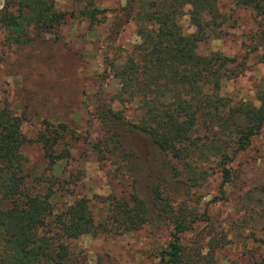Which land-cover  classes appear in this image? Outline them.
Listing matches in <instances>:
<instances>
[{"label":"rangeland","instance_id":"rangeland-1","mask_svg":"<svg viewBox=\"0 0 264 264\" xmlns=\"http://www.w3.org/2000/svg\"><path fill=\"white\" fill-rule=\"evenodd\" d=\"M137 1L54 0L55 9L66 13L64 22L55 32L27 29L25 42H10L0 26V108L21 117L20 130L29 139L20 148L27 186L38 192L50 190L54 212L83 197L98 219L105 208L101 197L127 198L134 191L153 214L152 220L133 230L67 239L69 264H161L158 251L170 239L172 224L151 204L156 173L148 154H153L151 146L126 131L130 126L125 122L138 119L137 104L117 98L119 84L110 68L121 64L139 41ZM5 3L0 0V10ZM91 8L96 10L89 20L81 10ZM217 9L223 22L207 32L196 51L218 52L238 65L239 72L223 79L219 87L227 106L257 105L256 94H264V20L233 0H218ZM188 10L185 5L177 16L183 33L194 30ZM46 122L66 126L54 151L64 148L69 153L51 168L34 140ZM112 131L131 155L106 150L102 137ZM227 155L224 182L219 166L211 161L201 173L178 166L179 176L169 185L160 184L162 193L175 214L182 206L185 212L202 215L203 220L180 234L187 251L209 253L214 264H264L258 242L264 214V121L244 150Z\"/></svg>","mask_w":264,"mask_h":264},{"label":"trees","instance_id":"trees-1","mask_svg":"<svg viewBox=\"0 0 264 264\" xmlns=\"http://www.w3.org/2000/svg\"><path fill=\"white\" fill-rule=\"evenodd\" d=\"M137 2L134 19L139 41L121 64H111L110 68L119 84L117 98L135 102L139 110L136 122H125L130 126L126 131L145 139L154 154L147 151L153 156L156 172L151 204L172 224L170 239L158 251V259L161 264H214L211 254L187 251L180 243V234L203 220L202 215L193 210L185 212L182 206L175 214L160 184H171V179L180 174L178 166L189 172L198 168L201 173L202 166L210 161L219 166L224 182L228 176L224 167L227 154L244 150L262 126L264 94H256L257 105L242 102L227 106L219 87L223 79L239 72L238 65L218 52L201 55L196 51L207 32L217 30L223 22L218 0ZM233 3L249 8L264 20V0ZM185 5H189L188 17L194 28L188 33H183L177 23ZM95 10L81 13L91 20ZM65 18V11L55 9L54 0H6L0 10V26L13 43L25 42L29 28L55 32ZM20 121V116L0 108V264H69L67 239L129 231L152 220L147 203L134 191L127 198L101 197L99 202L105 208L98 219L83 197L54 212L50 190L38 192L27 186L20 148L29 139L21 132ZM65 131L62 123L46 122L36 133L34 140L50 168L69 154L64 148L54 151ZM102 143L110 154H132L114 131L104 134ZM34 182L39 184L37 178ZM260 220L258 242L264 251V214Z\"/></svg>","mask_w":264,"mask_h":264}]
</instances>
